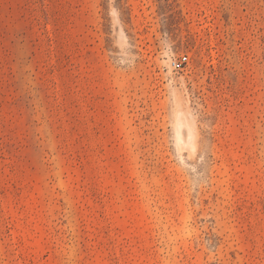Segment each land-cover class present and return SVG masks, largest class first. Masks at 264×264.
<instances>
[{
    "label": "rangeland",
    "instance_id": "rangeland-1",
    "mask_svg": "<svg viewBox=\"0 0 264 264\" xmlns=\"http://www.w3.org/2000/svg\"><path fill=\"white\" fill-rule=\"evenodd\" d=\"M0 264H264V0H0Z\"/></svg>",
    "mask_w": 264,
    "mask_h": 264
},
{
    "label": "built area",
    "instance_id": "built-area-1",
    "mask_svg": "<svg viewBox=\"0 0 264 264\" xmlns=\"http://www.w3.org/2000/svg\"><path fill=\"white\" fill-rule=\"evenodd\" d=\"M187 59V55H182L178 60L173 61L172 65L175 68H181L186 63Z\"/></svg>",
    "mask_w": 264,
    "mask_h": 264
}]
</instances>
